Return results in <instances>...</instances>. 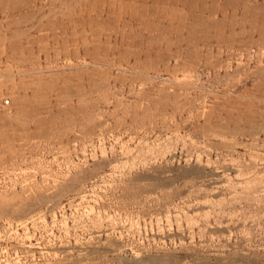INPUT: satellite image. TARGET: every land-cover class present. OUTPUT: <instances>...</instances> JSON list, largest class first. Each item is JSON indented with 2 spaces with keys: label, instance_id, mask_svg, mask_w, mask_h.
<instances>
[{
  "label": "rangeland",
  "instance_id": "obj_1",
  "mask_svg": "<svg viewBox=\"0 0 264 264\" xmlns=\"http://www.w3.org/2000/svg\"><path fill=\"white\" fill-rule=\"evenodd\" d=\"M0 264H264V0H0Z\"/></svg>",
  "mask_w": 264,
  "mask_h": 264
}]
</instances>
